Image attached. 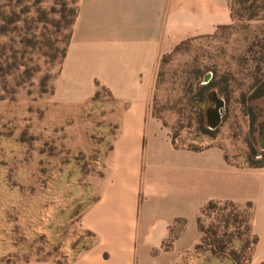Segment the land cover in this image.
Segmentation results:
<instances>
[{
    "label": "rangeland",
    "instance_id": "rangeland-1",
    "mask_svg": "<svg viewBox=\"0 0 264 264\" xmlns=\"http://www.w3.org/2000/svg\"><path fill=\"white\" fill-rule=\"evenodd\" d=\"M77 4L0 0V264L64 262L72 257L69 248L86 246L88 238L71 244L81 232L82 210L95 198L96 162L112 138L100 137L103 107L96 102L73 112L52 99ZM258 6L247 2L230 25L162 56L149 105L178 146L220 147L237 166L248 165L251 145L259 148L264 121V94L254 97L264 84V11ZM213 96L225 104L220 125L208 135L199 120L202 112L208 127ZM95 99L112 101L102 88ZM106 130L111 135L115 127ZM247 213L251 217V203L229 201L201 212L204 232L195 249L185 251L184 264H230L231 253L240 264L252 260L256 245L252 252L241 247L257 238L247 231Z\"/></svg>",
    "mask_w": 264,
    "mask_h": 264
},
{
    "label": "crops",
    "instance_id": "crops-1",
    "mask_svg": "<svg viewBox=\"0 0 264 264\" xmlns=\"http://www.w3.org/2000/svg\"><path fill=\"white\" fill-rule=\"evenodd\" d=\"M231 23L229 0H78L52 99L73 112L96 102L100 137L112 139L71 244L88 238L86 246L69 248L64 262L15 264H184L185 251L200 243L197 219L209 201L251 203L250 264H263L264 165L237 166L216 146H178L149 113L161 57ZM100 88L111 103L95 99ZM110 124L115 132L107 135ZM177 220L180 233L165 249Z\"/></svg>",
    "mask_w": 264,
    "mask_h": 264
},
{
    "label": "trees",
    "instance_id": "trees-1",
    "mask_svg": "<svg viewBox=\"0 0 264 264\" xmlns=\"http://www.w3.org/2000/svg\"><path fill=\"white\" fill-rule=\"evenodd\" d=\"M249 1H252L254 3H258L259 4V8H260V11H264V0H229V3H230V9H231V16H232V22L235 18V16H239L243 6L249 2ZM237 5H239L240 8H237ZM76 12H77V8L76 10L74 11V19H75V16H76ZM252 17V16H250ZM74 19L71 23V25L73 24L74 22ZM228 26V25H227ZM222 27H225V26H221L219 28H222ZM66 50V49H65ZM65 54V53H64ZM64 57V56H63ZM209 86L205 85V87H203L204 90L208 89ZM103 89V88H102ZM99 92V90H98ZM98 94V93H97ZM96 94V95H97ZM264 94V84L261 85L260 89H259V92L255 93L254 97H259V96H262ZM200 125H201V130L203 133L205 134H208V135H211L215 132V129H210L209 127H206L205 123H204V117H203V113L201 112V115H200ZM206 123H207V120H206ZM208 126V125H207ZM254 127V126H253ZM174 141V140H173ZM175 142V141H174ZM190 149H193V150H198V149H194V148H190ZM255 157H258L260 158L259 160H256ZM247 162H248V165L250 167H262L264 165V150H262L259 146V148H256L254 147L253 145H251L250 147V152L248 153V156H247ZM230 204H233V202L229 201ZM217 204V201H209L208 203H206V205L202 208L201 212L205 211L206 209H210V208H214ZM201 212H200V215H201ZM180 222V223H179ZM245 222H246V228H247V231L248 233L251 232V226H250V214H246V217H245ZM197 223H198V229L200 230V232H204L202 226H201V223H200V216L198 217L197 219ZM178 224V226H177ZM181 221L180 220H177L176 221V224L170 226V229H169V235H168V238L166 239V241H164L163 243V247L165 249H168L171 247L172 245V242L174 241V239L179 235L180 233V230H181ZM251 240H247L246 242H244L242 244V250H246L248 249L250 252L253 251V247L256 245L257 243V238L254 237V236H251ZM76 245V244H74ZM223 248L224 247H220L219 251H223ZM212 253L217 255L219 253H217V251H214L212 250ZM229 261H230V264H240L236 255L234 253H231L230 254V257H229ZM251 262V257H247L245 259V262L243 264H250ZM264 264V263H263Z\"/></svg>",
    "mask_w": 264,
    "mask_h": 264
},
{
    "label": "water",
    "instance_id": "water-1",
    "mask_svg": "<svg viewBox=\"0 0 264 264\" xmlns=\"http://www.w3.org/2000/svg\"><path fill=\"white\" fill-rule=\"evenodd\" d=\"M212 100L214 102V106L207 109L206 120H207V125L210 129H216L222 121L225 103L222 98L217 96H213ZM260 132H261V140L259 146L262 150H264V121L260 123Z\"/></svg>",
    "mask_w": 264,
    "mask_h": 264
},
{
    "label": "flooded vegetation",
    "instance_id": "flooded-vegetation-1",
    "mask_svg": "<svg viewBox=\"0 0 264 264\" xmlns=\"http://www.w3.org/2000/svg\"><path fill=\"white\" fill-rule=\"evenodd\" d=\"M213 101V100H212ZM214 103V102H213Z\"/></svg>",
    "mask_w": 264,
    "mask_h": 264
}]
</instances>
